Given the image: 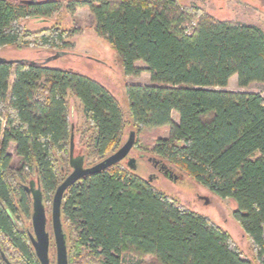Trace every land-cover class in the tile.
Wrapping results in <instances>:
<instances>
[{
  "label": "trees",
  "instance_id": "obj_1",
  "mask_svg": "<svg viewBox=\"0 0 264 264\" xmlns=\"http://www.w3.org/2000/svg\"><path fill=\"white\" fill-rule=\"evenodd\" d=\"M59 8V0H0V48L70 47L77 27L32 30L22 22ZM67 8L89 10L94 31L115 48L126 76L149 73L150 83L125 86L135 143L150 132L143 146L154 159L232 200V216L252 250L251 257L243 254L210 217L159 192L120 161L64 192L69 264H145V256L146 264H264V97L223 89L233 75L239 86L264 84L263 29L177 0H70ZM70 97L91 129L87 157L104 158L128 124L104 85L39 61L0 62V231L15 243L20 238L10 213L29 217L28 177L35 174L45 205L71 170ZM129 254L138 260L127 261Z\"/></svg>",
  "mask_w": 264,
  "mask_h": 264
},
{
  "label": "rangeland",
  "instance_id": "obj_2",
  "mask_svg": "<svg viewBox=\"0 0 264 264\" xmlns=\"http://www.w3.org/2000/svg\"><path fill=\"white\" fill-rule=\"evenodd\" d=\"M20 2L21 0H12ZM70 0H59L60 8L50 16L31 17L24 19L22 22L27 28L37 30L53 24L67 28L77 27L79 31L68 38L71 46L65 48V55L56 59L50 60L46 64L50 66L70 68L82 74H85L99 83L104 85L119 101L122 109L125 112V118L128 124L125 127L124 134L120 143L106 156L114 152L127 139L129 132L133 129L128 117V102L125 93L126 84H148L150 83L149 73L141 72L138 76H126L123 71L122 62L118 56L117 51L103 36L98 35L92 26L91 15L87 8H75L70 11L67 4ZM182 4L195 5L204 11L212 14L217 18L233 19L240 22L256 24L264 31V0H177ZM56 51L39 49L31 46H5L0 48V57L8 60L27 59L33 61L44 62V60ZM138 66L142 64L137 63ZM223 89L231 91H248L260 92L264 97V84L260 82H251L246 86H239L236 75H233L228 80V83ZM69 120L74 135V155L85 154V166H90L98 161L100 158L87 157V138L91 132L89 126L85 123L82 107L74 98L69 99ZM172 118L177 121V114L172 113ZM71 133V132H70ZM166 130H162L159 134L165 135ZM153 135L141 132L139 138L132 147L128 157L136 159L133 170L137 175L148 180L152 175L150 184L159 192L173 198L181 205L203 215L210 217L222 229L227 231L243 254L252 255L251 245L245 236L242 228L232 216V211L235 206L232 200L222 199L210 192L205 186L197 183L192 177L181 171L169 163L162 162L172 172L177 175L176 180L168 178L159 170L153 167V157L150 146L145 148L143 141L148 142ZM139 139V140H138ZM9 152L13 155V161L18 165V158L14 155L12 148ZM69 156V155H68ZM105 156V157H106ZM103 159V158H102ZM128 158L122 161L127 163ZM70 171V169H69ZM35 179V174L32 173L28 180ZM28 184V181L26 182ZM47 215V227L51 230V201L45 203ZM26 224L29 219L24 220ZM51 242H53L51 240ZM53 246V245H52ZM54 248V246H53ZM52 250L54 251L55 249ZM54 256V255H53ZM127 261L136 262L137 257L126 256ZM140 260V259H139ZM143 262L149 263L150 257H143Z\"/></svg>",
  "mask_w": 264,
  "mask_h": 264
},
{
  "label": "water",
  "instance_id": "obj_3",
  "mask_svg": "<svg viewBox=\"0 0 264 264\" xmlns=\"http://www.w3.org/2000/svg\"><path fill=\"white\" fill-rule=\"evenodd\" d=\"M40 0H21L20 3L29 4ZM65 51H56L53 55L46 58L44 62L47 63L50 60L56 59L60 56L65 55ZM14 62V61H28L27 59H16L8 60L0 57V62ZM72 130V128H71ZM135 143V133L130 131L127 139L118 147L117 150L104 157L97 163L85 166L83 155H74V135L71 131L70 134V145H69V157L68 163L71 168L70 172L65 178L57 185L52 199H51V229L54 237L56 247V264H68L67 256V244L66 236L63 231V225L61 220V204L64 192L79 179L100 172L120 161H122L131 151ZM161 162V161H160ZM136 159L134 157H128L127 166L130 170H134ZM164 169V173L167 174L168 178L176 180L175 175L171 169L165 164H161ZM152 180V175L148 177V181ZM25 192L31 197L32 200V227L34 237L30 234V239L34 247L37 258L42 264H46L48 261V245H49V233L47 231V215L46 208L43 202V193L40 187V183L31 179L28 184L24 185Z\"/></svg>",
  "mask_w": 264,
  "mask_h": 264
},
{
  "label": "flooded vegetation",
  "instance_id": "obj_4",
  "mask_svg": "<svg viewBox=\"0 0 264 264\" xmlns=\"http://www.w3.org/2000/svg\"><path fill=\"white\" fill-rule=\"evenodd\" d=\"M126 158H128V155L124 159ZM161 164L162 162L158 160H153V167L159 170L163 175L167 176V174L164 173V169L161 167L162 166ZM31 215H32V209H30L29 217L10 213L13 226L15 228L14 230L18 234L20 241L15 243L6 236V233H2V231H0V264H28V262H25V258H26L24 253L25 250L27 252L26 259L29 258L28 260L31 262V264H42L36 256L34 247L30 239V234L34 237ZM27 218L29 219V221L26 224L24 220ZM47 231L49 233V245H48V261L46 262V264H56V247H55L52 229L50 230V227L49 228L47 227ZM51 240L53 242H51ZM52 245L54 246V248ZM52 248L55 250L53 251ZM67 256H68V247H67ZM68 264H69V259H68Z\"/></svg>",
  "mask_w": 264,
  "mask_h": 264
}]
</instances>
